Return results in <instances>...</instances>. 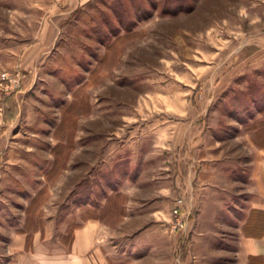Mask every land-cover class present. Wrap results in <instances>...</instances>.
Returning <instances> with one entry per match:
<instances>
[{
    "label": "rangeland",
    "instance_id": "rangeland-1",
    "mask_svg": "<svg viewBox=\"0 0 264 264\" xmlns=\"http://www.w3.org/2000/svg\"><path fill=\"white\" fill-rule=\"evenodd\" d=\"M3 71L0 264L5 221L20 253L46 246L33 264H239L233 216L264 224L242 206L264 155V0H0ZM209 186H231L223 225Z\"/></svg>",
    "mask_w": 264,
    "mask_h": 264
},
{
    "label": "crops",
    "instance_id": "crops-1",
    "mask_svg": "<svg viewBox=\"0 0 264 264\" xmlns=\"http://www.w3.org/2000/svg\"><path fill=\"white\" fill-rule=\"evenodd\" d=\"M259 168L257 176L253 175V182L256 181V186H248L247 194L243 203V207L246 209V212L250 209L253 210V213L256 211H263L264 212V155L262 154L259 158ZM257 179V180H256ZM204 188V186H202ZM231 186H209L205 189H201V203L203 207H210L214 209V212L217 214L223 213L222 215V225L224 223L223 220H227L229 217L228 214L225 213V209H229L226 205L229 204V201L233 199V195L231 194L230 189ZM4 206V202L0 201V217H8L9 213L7 211L1 210ZM10 210V209H9ZM223 212H220V211ZM231 209H229L230 212ZM201 214V211H200ZM235 214V213H234ZM209 215L210 214H206ZM215 217V214H211ZM233 217L236 218V227L238 228V235L235 241V248L232 249L233 253L236 254L239 258V264H245L249 260L250 257H254L259 259L261 264H264V224L262 227L260 226H253L251 227L252 230L248 229L247 233H241V228L245 223H248V228L254 225V221L250 218L248 214V219H239L234 215ZM208 223H213V220L207 219ZM9 226L5 229V231L12 233L11 240L7 243L6 251L7 253L13 254L14 256L17 254L16 258L11 261V264H33L32 259L36 258L40 262L41 257L40 254H48V251L45 250L44 244H36L35 247L38 249L33 251L32 253L29 252L28 254L20 253L19 249L23 247L24 243V234H17L16 226H14V222L5 221ZM235 223V222H233ZM94 225L92 222L87 219L81 226H77L73 229V252L76 254H81V252L89 247L91 244V235H92V228ZM258 228H261L258 230ZM258 230V231H257ZM32 242H38L36 239L37 233L32 234ZM236 238V234H235ZM87 239V242H86ZM87 243V245H86ZM87 246V247H86ZM209 250V248L207 249ZM14 251V252H13ZM229 251L228 249L226 250ZM58 254V253H57ZM31 257H33L31 259ZM14 258V257H13ZM39 262L37 264H39Z\"/></svg>",
    "mask_w": 264,
    "mask_h": 264
},
{
    "label": "built area",
    "instance_id": "built-area-1",
    "mask_svg": "<svg viewBox=\"0 0 264 264\" xmlns=\"http://www.w3.org/2000/svg\"><path fill=\"white\" fill-rule=\"evenodd\" d=\"M17 81H18L17 75L14 73H9L6 71L0 73V84L6 85L9 83L10 90L12 89L14 90L16 87H18Z\"/></svg>",
    "mask_w": 264,
    "mask_h": 264
},
{
    "label": "trees",
    "instance_id": "trees-1",
    "mask_svg": "<svg viewBox=\"0 0 264 264\" xmlns=\"http://www.w3.org/2000/svg\"><path fill=\"white\" fill-rule=\"evenodd\" d=\"M255 259H257V258L250 257L248 261H249L250 264H254L255 261H256ZM249 263H248V264H249Z\"/></svg>",
    "mask_w": 264,
    "mask_h": 264
}]
</instances>
